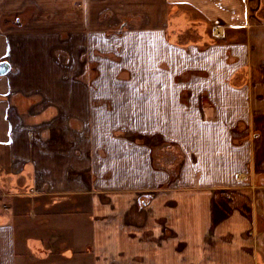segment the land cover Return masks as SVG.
Returning <instances> with one entry per match:
<instances>
[{"label":"crops","instance_id":"0c3cea01","mask_svg":"<svg viewBox=\"0 0 264 264\" xmlns=\"http://www.w3.org/2000/svg\"><path fill=\"white\" fill-rule=\"evenodd\" d=\"M130 41L160 52L140 64ZM0 62V264H264V0H0ZM18 93L53 113L46 150L16 129Z\"/></svg>","mask_w":264,"mask_h":264},{"label":"rangeland","instance_id":"374dc122","mask_svg":"<svg viewBox=\"0 0 264 264\" xmlns=\"http://www.w3.org/2000/svg\"><path fill=\"white\" fill-rule=\"evenodd\" d=\"M106 14L107 13H103L102 16H101V18H103ZM29 16H30V14L27 13L24 17L27 19ZM9 19H11L14 22H20V21L22 22V18H20V21H19L18 17H14V18H12V17L10 18L9 17ZM119 19H120V23L118 25H115L114 24L112 26V28L109 29V31L111 33L114 32V33L119 34L120 32H116L118 30L113 31V29L114 28H119V27H124L125 24H126L125 28L126 27H129V26L131 28H133L134 26L132 27L131 24L137 25V24H140L141 23L140 18L139 17H135L133 15H127V16H124V17L121 16ZM60 34L62 35L61 39H65V38H67V36H68L69 33L62 32ZM129 45L136 46V48H138L144 54H146V58L143 59L142 61H140V64H146V65H148V63H150L153 60L154 55L157 54L158 51L160 52V49H158V48L154 49V48L148 47L147 45H145L143 43L136 44L134 41H130V43H128L127 46H129ZM61 50L62 49H59V47H57L56 50L54 48L53 54L57 57V59L59 58V60L61 62H63L62 54L66 58V54L67 53L65 51L63 52ZM124 60H127V62H130L131 63V58L129 56H127V53L124 55ZM95 61H92V58H90V57L87 60V56H85V54H83L82 52H81V55L79 54L78 57H75L76 64L74 65V71H75L74 80L80 82L81 79H85V76L82 75V74L87 71L86 81H87V83H93L95 81V79L97 78V75H98L97 74V71H96V64H97V62H95ZM139 69H141V66H139ZM28 99L29 100H33L34 102L31 105L27 106L28 108L26 107L27 108L26 110L20 108L19 104H17L18 105V111H19V113H21V115L23 114V116H25V117H24V120L18 122V124L16 126L17 127L16 129L17 130H19V129L20 130L21 129H25L27 131V137L31 140V143L37 144L35 146H38V148L42 147L43 149H45L43 147V145H42V143L44 141L43 137H41L42 134H43L42 133V130H41L42 128L41 127H38V125L42 122V120H40V119H42L41 118V115L44 114V113H47L49 111H45V112H43L41 114L30 113L31 112L30 109L33 108L35 105H37L38 104L37 102H39V100H40V97H38V95H34V94L26 95V94H23V93H18L16 95V97H15V101H17V102H21L22 100L23 101L24 100L26 101ZM52 116H53V114H52ZM39 143H40V145H38ZM160 145L161 144H159V146H157V147H160ZM159 155H160V153H157L156 156H159ZM2 157H3V159H2V161H0V168L3 167V166H6L4 164V160H5L4 155H2ZM4 185L7 186V183H4ZM47 188H48L47 191H44L43 188H39V187H34L33 188V186H32L29 189H26L25 191H21L22 189H21V187H19V190L16 189L15 191H19V192H17L18 193L17 195H20V197H22L24 199H33V198L36 199L37 197H42V196L49 195V194H46V193H50V188L48 187V185H47ZM178 189H180V186L179 185H176V184L175 185L168 186V187H160V188H156V187H145L144 190L141 191V195H146L147 198H148L152 194H154L155 192H157L158 190L161 191V192L162 191L171 192V191L178 190ZM7 191H9V190L7 189ZM22 198H17V199H22ZM4 200L2 199L1 202L6 205V209L8 208V210H10V212L11 211L13 212V220L15 221L16 220L15 219V216H18L19 215L17 213V209L9 206L10 203L7 205V203ZM13 204L16 205V206L17 205H20V207H23V204L21 203V201H18V200H16V202L13 203ZM0 205H2V204L0 203ZM25 206H26V204H25ZM133 208H135L136 210L141 211L143 213V215H144V218H145V214L147 212V209L144 210L145 209L144 208V205H139L138 202L136 201V203L134 204V207ZM25 224L26 223H24V222L23 223H20V225H25ZM50 236H52V240H56V242H51L52 245H50V248H52L53 251L56 250V247L59 245V242L66 241V237L64 235V232L62 231V229L59 226L57 227V233H53ZM158 241H159V239H158ZM62 248H63V246H61L60 248H58L59 249V251H58L59 253L62 252V251H60V249H62ZM48 253H49L48 250L47 251L46 250H42V252L39 251V254L38 255L40 257H46ZM66 256H68V255H66ZM75 260H77L78 263H80V259L78 260V259L75 258ZM82 264H85V262L82 261Z\"/></svg>","mask_w":264,"mask_h":264},{"label":"trees","instance_id":"16d2710c","mask_svg":"<svg viewBox=\"0 0 264 264\" xmlns=\"http://www.w3.org/2000/svg\"><path fill=\"white\" fill-rule=\"evenodd\" d=\"M115 30H118L116 32H123L124 27L114 28L113 31H115ZM33 102H34L33 100H29L28 99L26 101L25 100L24 101L22 100L21 102H18V103H19L20 108L26 110L28 108L27 106L31 105ZM52 114L53 113H50V112L44 113V114L41 115V118L42 119H40V120H44V119H47L48 120V119H50L52 117ZM7 185H9V184H7ZM16 189L19 190V187H14L13 190H16ZM21 189H22L21 191H25L27 188H22L21 187Z\"/></svg>","mask_w":264,"mask_h":264},{"label":"water","instance_id":"95a60500","mask_svg":"<svg viewBox=\"0 0 264 264\" xmlns=\"http://www.w3.org/2000/svg\"><path fill=\"white\" fill-rule=\"evenodd\" d=\"M10 65L7 62H0V76L6 74L10 70Z\"/></svg>","mask_w":264,"mask_h":264},{"label":"flooded vegetation","instance_id":"af4514ba","mask_svg":"<svg viewBox=\"0 0 264 264\" xmlns=\"http://www.w3.org/2000/svg\"><path fill=\"white\" fill-rule=\"evenodd\" d=\"M125 26H126V24L124 25V30H125ZM124 30H123V31H124ZM120 33H122V32H120Z\"/></svg>","mask_w":264,"mask_h":264},{"label":"built area","instance_id":"2783aa9c","mask_svg":"<svg viewBox=\"0 0 264 264\" xmlns=\"http://www.w3.org/2000/svg\"><path fill=\"white\" fill-rule=\"evenodd\" d=\"M38 145H40V143Z\"/></svg>","mask_w":264,"mask_h":264}]
</instances>
